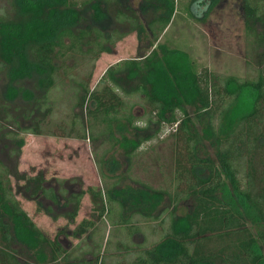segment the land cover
<instances>
[{"label":"trees","instance_id":"1","mask_svg":"<svg viewBox=\"0 0 264 264\" xmlns=\"http://www.w3.org/2000/svg\"><path fill=\"white\" fill-rule=\"evenodd\" d=\"M9 1L11 11L0 13V60L9 80L0 110H8V101L21 98V93L31 109L42 110L41 103L48 97L47 89L57 83L62 64L58 62L64 61L63 58L91 59L93 66L88 74L91 79L95 62L125 36V33H117V28L109 33L103 29L110 19L128 25L130 31H143L136 11L123 8L119 0L114 1L115 10L111 13L114 19L110 18V0L105 2V8L101 1H90L81 9L69 7L71 0H64V4L58 0ZM160 1L166 12L153 14L154 19L148 26L150 48L170 24L175 11V0ZM195 5L193 3L192 7ZM243 11L249 46L263 49L257 56L263 69L255 79H240L234 75L220 77L209 70L197 73L187 52L163 45V56L151 50L142 62L125 59L111 66L99 86L93 89L89 81L81 82L83 94L79 105L90 103V117L112 120V114L124 104L115 88L120 87L116 77L127 72L130 77L140 78L137 89L145 97L150 121L159 126L177 124L170 134L175 149V188L170 200L176 206L192 199L193 209L185 218L173 215L161 241L140 252L137 264H264V232L255 234L248 224L249 214H254V221L264 226V0H243ZM157 22L158 31L154 27ZM79 24L81 27H77ZM27 78L33 80L35 90L46 82L48 88L43 90L44 95L31 97L32 89L21 84ZM189 107L194 114L189 112ZM234 109L238 112L236 122L225 130L222 118ZM52 110L47 104L43 118ZM179 110L183 113L181 118L177 116ZM167 112L171 113L169 117H166ZM204 116L209 117L212 126L204 132L206 136H213L215 158L200 157L195 152L200 137L191 127L194 118L202 121ZM0 117L7 120L4 113H0ZM216 117L220 118L217 128L213 124ZM40 121H36L32 133H44ZM85 131L80 133L73 123L67 136L84 137ZM123 143L129 144V138L124 136ZM137 144L133 143L129 152L135 150ZM8 176L0 160V208L3 210L0 214V264H30L24 259L29 249L35 251L34 264H78L71 261L70 254L61 255L66 252L59 242L61 231L50 239L20 206L6 185ZM31 181L36 183L33 191L37 196L46 192L56 198L52 188L43 186L41 174ZM148 190L152 193L140 190L131 200L135 198V203L142 207L147 201L161 199L164 193ZM82 197L83 194H74L69 199L74 206L71 218H75ZM83 225L85 223L77 230L84 231ZM102 237L103 234L99 249L93 250L95 259H84L79 264L100 262ZM45 245L50 246V258L43 251Z\"/></svg>","mask_w":264,"mask_h":264},{"label":"rangeland","instance_id":"2","mask_svg":"<svg viewBox=\"0 0 264 264\" xmlns=\"http://www.w3.org/2000/svg\"><path fill=\"white\" fill-rule=\"evenodd\" d=\"M90 1H101L102 6L107 7L105 4L107 0H71L69 7L81 9ZM114 1L116 0H110L109 4L107 2L112 19ZM58 2L64 4V0ZM119 2L123 8H132L136 11L141 19L143 31L141 33L130 31L128 25H121L111 19L105 22L103 29L106 32L117 28V33H125V36L95 62L91 79H88L93 66L91 59L82 60L79 56L76 59L63 58L64 61L58 62L62 64L58 71L57 83L51 89L48 90L46 82H43L42 88L35 90L32 86L33 80L30 78L21 82L26 89H32L31 97L44 95L42 92L47 89L48 97L41 103L42 110L31 109L28 101L23 100L22 93L20 95L22 99L8 101V110H0V113L7 116V120L0 117V160L9 174V182H6V185L20 206L47 237L53 238L58 232L63 231L59 241L66 252L61 255L70 254L71 261L78 264L84 259H95L96 251L93 250L96 249V242H101V233L92 242L85 240V234H89V231L84 235H78L74 229L83 219L95 221L100 207L109 210L105 214L109 225L103 228L105 233L112 227L111 232L114 234L109 236L108 233L105 239L102 237L106 251L102 253V259L98 264L102 261L103 264H125L123 260L114 257L119 251L117 242L120 241L116 238L113 225L116 226L117 221L123 220V217L125 219L129 217L132 221L145 225L143 231L136 234V242L131 243V247H136L137 242L143 243L138 246L142 248L140 250L142 252L144 248H150L161 240L162 229L168 228L173 215L185 218L193 208L192 199L181 201L176 206L170 200V193L175 188L174 138L170 134L176 129L177 124L165 123L159 126L150 121L145 97L137 89L140 78L130 77L127 72L117 75L116 82L120 87L115 88L123 97L124 104L112 114L110 121L90 117L88 115L90 103L79 105L83 94L81 82L89 81V86L93 89L99 86L100 80L111 66L125 59L142 62L153 50L163 56L161 49L163 45L167 49L187 52L193 71L197 73L209 70L220 77L234 75L240 79H255L263 69L257 57L263 49L257 50L248 44L243 0H175L171 22L155 41L153 48L149 47L148 26L154 19L153 14L166 12L163 1L119 0ZM193 3L196 4L194 8ZM5 11H11L10 1L0 0V13ZM158 26V22L154 24L156 31ZM77 27H81V24ZM1 62L0 60V103L3 97H6L9 82ZM107 82L111 83L110 78ZM47 104L52 106L53 110L43 118ZM188 109L194 114L192 108ZM31 111L33 112L30 113ZM237 113L234 109L223 116L222 124L225 130H229L235 124ZM170 114L167 112L166 117ZM182 115L179 110L177 116L181 118ZM37 120H41L43 134L32 133L31 129L36 126ZM209 120L208 116H204L202 121L194 118L191 130L200 137L195 145L196 154L200 157L215 158L216 146L213 136L212 134L206 136L204 132V129L210 130L212 127ZM219 122L220 118L216 117L213 122L215 128ZM73 123L80 133L86 129L84 137L67 136ZM124 136L129 138V144L123 143ZM133 143H138L136 149L129 152L128 149ZM39 174L44 181L50 182L51 187L59 188L57 196L62 195L63 199L58 197L60 199L58 205L48 199L46 192L37 196L36 191H33L36 183L31 181V178ZM44 187L48 188L47 182L44 183ZM149 188L163 191L162 198L147 201L142 206L143 213L134 211V208L140 205L133 203L134 200L131 201L132 196L140 190L152 193ZM71 193L83 194L76 220H70L68 214L74 207L70 202H66ZM123 200L127 206H123ZM2 212L0 208V214ZM248 224L255 234L264 232L263 224L254 221V214H249ZM140 229L139 226L132 225L134 232ZM86 243H90L89 250L86 249ZM43 251L50 258L47 245L43 247ZM34 255L35 251L29 249L27 255L21 257L34 264ZM128 262H131L130 258Z\"/></svg>","mask_w":264,"mask_h":264},{"label":"flooded vegetation","instance_id":"3","mask_svg":"<svg viewBox=\"0 0 264 264\" xmlns=\"http://www.w3.org/2000/svg\"><path fill=\"white\" fill-rule=\"evenodd\" d=\"M45 182H47L48 183V188H52L53 190H54V194H55V196H56V198L55 199H53L51 196H50V193L49 194H45V195H47V196H49L48 197V199H50V201L53 203V204H57L58 205V202L60 201V199L58 198V197H61L62 199H63V196L62 195H60V196H57V194L59 193L58 192V189L56 188V189H54L53 187H51L50 186V182L49 181H44L43 182V186H44V183ZM74 194H70L69 196H68V198L66 199L67 201L66 202H70V204H73L71 201H69V199L73 196ZM133 200L134 199H132L131 201L133 202ZM123 206H127V204H126V202L123 200ZM133 203H135V201L133 202ZM136 204V203H135ZM110 208H112V207H109V209ZM80 209H81V207H79V209H78V212H77V214H76V216H75V218H71V216H70V213L71 212H73V210H74V207H73V210L71 211V212H69L68 214H69V217H70V220H76V218H77V216H78V214H79V211H80ZM193 209V208H192ZM108 209H106L105 207H100V209H99V212L96 214V218H95V221H93V220H87V219H83V221L74 229V230H76L77 232H75V233H77L78 235H84L85 234V232H90L89 234H85V240L87 239V240H92V242H93V240L96 238V236L99 234V230H101V234H103L104 235V239L106 238V235L109 233V236L111 235L112 236V234H114V233H112L111 231H112V227L110 228V229H108L107 231H106V233H105V231H104V229L103 228H106V227H108L109 225H108V223H107V221H106V219H105V214H106V211H107ZM128 210V209H127ZM109 211V210H108ZM134 211H136V212H141V213H143V211H144V208L143 207H135L134 208ZM192 211V210H191ZM132 212V211H131ZM120 217V216H119ZM118 217V218H119ZM171 217H172V214H171ZM175 217V216H174ZM85 221V222H84ZM132 222H134L135 224H132ZM83 223H85V225H83V227H82V230H83V228L85 229L84 231H80V230H77L78 229V227H80V225L81 224H83ZM117 225L116 226H114L113 225V228H115L114 229V232H115V235H117V237L116 238H118V240L120 241V242H117L116 244H117V248L119 249V251L118 252H116V255H114V257H115V259H118V260H123V262L125 263V264H133V262H136V260H137V256H138V254H136L138 251L139 252H141L140 250L142 249H140V248H138V246H141L142 244L141 243H139V242H137V245H136V247H131V243L133 242L134 243V241L136 242V240H135V238H136V234H138V233H140V232H142L143 231V227H145V225H141V223L140 222H135V221H132V219L131 218H129V217H127V219H125L124 217H123V220H120V221H117ZM132 225L134 226V225H137V226H139L141 229L140 230H138V231H133L132 230ZM168 227V226H167ZM164 229H165V231H166V229L167 228H164L163 227V229H162V233L159 231V233H161L160 234V239H162V237H163V235H164V233H165V231H164ZM98 232V233H97ZM164 232V233H163ZM58 233H60V232H58ZM122 233H124V234H122ZM61 234H63V231H61V233L59 234V237L61 236ZM57 235V234H56ZM91 235L92 236H95L94 238H92L91 237ZM156 235V234H155ZM147 236V235H146ZM90 237H91V239H90ZM50 238V237H49ZM55 238V236L53 237V238H50V239H54ZM122 239V240H121ZM104 241V240H103ZM123 241V242H122ZM124 241H126V243L124 242ZM161 241V240H160ZM60 242V241H59ZM158 243V242H157ZM156 243V244H157ZM89 244L90 243H86V249L88 248V250H89ZM96 249H98V242H96ZM121 245H123L122 246V249H124L123 251H122V249H121ZM154 246V245H153ZM49 247V254H51V249H50V246H48ZM134 248V249H133ZM138 248V249H137ZM151 248V247H150ZM147 248H144L143 249V251L141 252V253H143L145 250H146ZM106 250H105V244L103 243V246H102V248H101V253H104ZM124 254H126V255H124ZM135 254V255H134ZM51 256V255H50ZM118 256H120L121 258H119ZM127 256V257H126ZM133 256V257H132ZM61 258V257H60ZM102 258V257H101ZM129 258H130V261L131 262H128V260H129Z\"/></svg>","mask_w":264,"mask_h":264}]
</instances>
